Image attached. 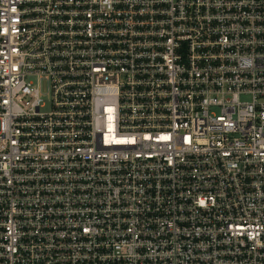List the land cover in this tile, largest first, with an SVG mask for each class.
Here are the masks:
<instances>
[{
    "label": "built area",
    "instance_id": "1",
    "mask_svg": "<svg viewBox=\"0 0 264 264\" xmlns=\"http://www.w3.org/2000/svg\"><path fill=\"white\" fill-rule=\"evenodd\" d=\"M0 264H264V0H0Z\"/></svg>",
    "mask_w": 264,
    "mask_h": 264
}]
</instances>
